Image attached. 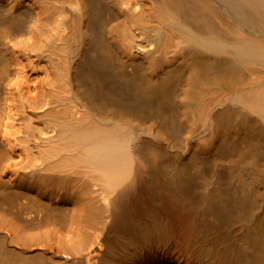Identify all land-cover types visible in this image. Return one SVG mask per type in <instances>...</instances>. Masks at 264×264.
I'll use <instances>...</instances> for the list:
<instances>
[{
  "label": "bare ground",
  "instance_id": "1",
  "mask_svg": "<svg viewBox=\"0 0 264 264\" xmlns=\"http://www.w3.org/2000/svg\"><path fill=\"white\" fill-rule=\"evenodd\" d=\"M0 264H264V0H0Z\"/></svg>",
  "mask_w": 264,
  "mask_h": 264
}]
</instances>
